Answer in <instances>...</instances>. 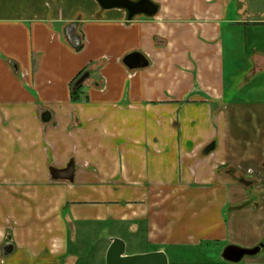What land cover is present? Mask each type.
Wrapping results in <instances>:
<instances>
[{
  "label": "crops",
  "instance_id": "0c3cea01",
  "mask_svg": "<svg viewBox=\"0 0 264 264\" xmlns=\"http://www.w3.org/2000/svg\"><path fill=\"white\" fill-rule=\"evenodd\" d=\"M150 1L0 0V264L264 241V0Z\"/></svg>",
  "mask_w": 264,
  "mask_h": 264
},
{
  "label": "water",
  "instance_id": "95a60500",
  "mask_svg": "<svg viewBox=\"0 0 264 264\" xmlns=\"http://www.w3.org/2000/svg\"><path fill=\"white\" fill-rule=\"evenodd\" d=\"M103 9L121 8L126 10L128 18L131 19L136 15H144L147 17L155 15L157 6L150 0H96ZM72 36V35H71ZM71 36L69 40H71ZM73 39V38H72ZM74 46H78L76 38L71 40ZM123 63L129 69L141 68L148 64L145 56L139 52H132L124 56ZM89 73H82L74 82V86L80 85ZM49 118L48 112L42 114V120L47 121ZM264 248V241L252 247H241L235 244H228L221 251V258L237 263L246 256H255ZM12 251V244L5 243L1 247V254L7 255ZM124 243L118 238H111L110 245L105 256V264H168L167 257L163 251H154L134 255H125Z\"/></svg>",
  "mask_w": 264,
  "mask_h": 264
},
{
  "label": "rangeland",
  "instance_id": "374dc122",
  "mask_svg": "<svg viewBox=\"0 0 264 264\" xmlns=\"http://www.w3.org/2000/svg\"><path fill=\"white\" fill-rule=\"evenodd\" d=\"M224 246L225 243L209 244L200 249L187 251L179 261L176 263L172 261L170 264H236L221 258L220 254ZM263 251L264 248L256 255H260Z\"/></svg>",
  "mask_w": 264,
  "mask_h": 264
},
{
  "label": "trees",
  "instance_id": "16d2710c",
  "mask_svg": "<svg viewBox=\"0 0 264 264\" xmlns=\"http://www.w3.org/2000/svg\"><path fill=\"white\" fill-rule=\"evenodd\" d=\"M73 84H74V82L72 83V86H71L72 98L75 100L76 99L75 95H76L77 91L79 90L80 86L79 85L78 86H74Z\"/></svg>",
  "mask_w": 264,
  "mask_h": 264
}]
</instances>
